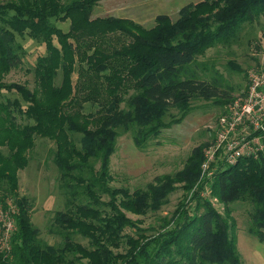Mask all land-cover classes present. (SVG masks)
<instances>
[{"label": "trees", "instance_id": "obj_1", "mask_svg": "<svg viewBox=\"0 0 264 264\" xmlns=\"http://www.w3.org/2000/svg\"><path fill=\"white\" fill-rule=\"evenodd\" d=\"M101 1L0 0V204L16 207L17 227L11 250H0V264L85 258L91 264H244L231 203H249L247 228L264 239V155L215 163L214 174L202 178L209 141L193 148L183 169L133 191L110 185L111 158L122 134L130 133L143 150L188 114L192 101L227 105L235 98L205 78L197 60L211 47L237 42L246 24L264 17V0H200L184 5L176 19L157 15L152 27L128 17H93ZM26 36L44 51L30 69L32 88L6 81L27 56L19 39ZM229 63L248 84L247 71ZM172 108L180 116L167 122ZM38 138L56 145L53 161L66 198L49 226L61 238L53 245L32 220L34 199L18 192V171L28 166ZM177 184L196 189L150 234L125 214L159 210ZM205 186L223 213L202 195Z\"/></svg>", "mask_w": 264, "mask_h": 264}, {"label": "rangeland", "instance_id": "obj_2", "mask_svg": "<svg viewBox=\"0 0 264 264\" xmlns=\"http://www.w3.org/2000/svg\"><path fill=\"white\" fill-rule=\"evenodd\" d=\"M172 2L173 0H102L94 8L93 17L117 16L118 11L122 9L117 10L111 6L126 4V12L123 11L125 15L132 16L133 18H129H135V21L145 27H152L157 15L168 14L176 19L179 8L186 3H193L194 0H178L176 6H173ZM60 25L67 29L69 22ZM19 39L27 51V56L21 67L13 69L6 76V81L25 82L32 88L35 83L30 69L35 64L37 55L44 52L43 46L27 36ZM197 61L200 65L198 69L205 78L218 80V86L222 91L237 97L245 90L247 80L243 73L232 68L229 61L246 71L250 67L264 63V17H260L252 24H246L238 41L233 45L211 47L204 55L199 56ZM203 66L206 69L202 68ZM74 78H77L76 73ZM191 104L193 109L188 114L171 124L161 135L151 139L143 150L137 147L130 133L122 134L118 138L117 149L111 158L113 176L111 186H125L131 191L137 188L146 189L150 183L156 182L157 177L183 169L193 148L213 140L214 127L228 103L225 105L224 101L215 102L214 99L200 98ZM178 116H180L178 109L172 108L166 121L170 122ZM55 146L51 140L38 138L34 150L30 153L28 166L18 171V192L20 196L25 195L34 199L32 220L41 229V237L52 245L57 244L61 238L50 234L49 226L56 212L65 208L66 201L60 188L59 170L53 161ZM180 185L177 184L178 189L169 194L159 210L137 213L124 209L125 214L140 227L147 229L146 233L150 234L151 226H157L163 217H171L179 203L184 199H190L196 189L187 191L180 188ZM204 197L213 201L216 209L223 213V203L219 199H213L210 191ZM104 199L108 200L109 195L106 194ZM231 207L234 208L233 216L236 223L234 229L244 264H264V239L247 228L251 206L246 201L235 200ZM126 231L137 236L136 228L129 227ZM77 239L83 241L81 236H77ZM78 264L91 263L85 258Z\"/></svg>", "mask_w": 264, "mask_h": 264}, {"label": "built area", "instance_id": "obj_3", "mask_svg": "<svg viewBox=\"0 0 264 264\" xmlns=\"http://www.w3.org/2000/svg\"><path fill=\"white\" fill-rule=\"evenodd\" d=\"M248 84L242 94L235 97L219 116L214 127V138L204 151L201 165L202 178L211 177L215 163L235 165L242 158H259L264 155V63L250 67ZM211 190L204 187L202 195ZM213 199H218L213 196ZM8 208L0 204V250L9 252L16 230L10 202ZM213 202V201H212Z\"/></svg>", "mask_w": 264, "mask_h": 264}, {"label": "crops", "instance_id": "obj_4", "mask_svg": "<svg viewBox=\"0 0 264 264\" xmlns=\"http://www.w3.org/2000/svg\"><path fill=\"white\" fill-rule=\"evenodd\" d=\"M177 1H178V0H173V2H172V3H173V6L178 5ZM198 1H200V0H194L193 3H196V2H198ZM186 4H188V3H186ZM186 4H185V5H186ZM125 6H126V4H124V5H122V6H119V5H118V6H117V5H113V6H111V7H115V9H117V10L122 9L121 11H118V15H117V16H119V17H128V18H129V17H132V16H130V15H129V16H128V15H125L126 8H127V7H125ZM183 6H184V5H183ZM183 6H181V7L179 8V10H180ZM124 7H125V8H124ZM117 10H116V11H117ZM124 10H125V12H123ZM179 10H178V11H179ZM132 18H133V17H132ZM134 19H135V18H134ZM136 19H137V18H136Z\"/></svg>", "mask_w": 264, "mask_h": 264}]
</instances>
